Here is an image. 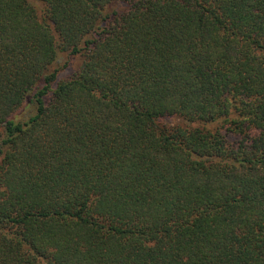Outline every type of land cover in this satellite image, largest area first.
Returning <instances> with one entry per match:
<instances>
[{
	"label": "trees",
	"instance_id": "1",
	"mask_svg": "<svg viewBox=\"0 0 264 264\" xmlns=\"http://www.w3.org/2000/svg\"><path fill=\"white\" fill-rule=\"evenodd\" d=\"M0 264H264V0H0Z\"/></svg>",
	"mask_w": 264,
	"mask_h": 264
},
{
	"label": "rangeland",
	"instance_id": "2",
	"mask_svg": "<svg viewBox=\"0 0 264 264\" xmlns=\"http://www.w3.org/2000/svg\"><path fill=\"white\" fill-rule=\"evenodd\" d=\"M76 64H77L76 61L72 62L71 63L72 68H75ZM72 71H73V69H70V68L61 71L59 74V79H61V80L67 79L72 74Z\"/></svg>",
	"mask_w": 264,
	"mask_h": 264
}]
</instances>
